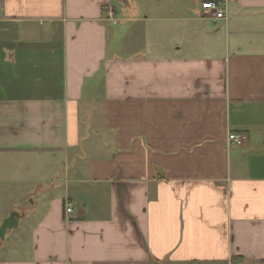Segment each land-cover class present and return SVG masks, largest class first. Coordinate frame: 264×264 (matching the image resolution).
Returning <instances> with one entry per match:
<instances>
[{"label":"crops","instance_id":"0c3cea01","mask_svg":"<svg viewBox=\"0 0 264 264\" xmlns=\"http://www.w3.org/2000/svg\"><path fill=\"white\" fill-rule=\"evenodd\" d=\"M2 185L0 264H264V0H0Z\"/></svg>","mask_w":264,"mask_h":264},{"label":"rangeland","instance_id":"374dc122","mask_svg":"<svg viewBox=\"0 0 264 264\" xmlns=\"http://www.w3.org/2000/svg\"><path fill=\"white\" fill-rule=\"evenodd\" d=\"M121 24L120 23L118 26H113L114 29H117V28H121ZM112 46L114 47L117 42L115 40L112 39ZM147 43H151V41H147V42H144L143 39H135L133 40L132 42H129L128 45H127V50H141V51H145L147 48H146V44ZM151 47H148V51ZM13 185H2V188L0 190V216H2L3 214H5L6 211H8V209L10 208L11 204L13 203V200H12V195L14 196V191H13ZM22 191V189H19L16 191V193L20 194V192ZM2 194V195H1ZM34 201H37L39 200V196H35V197H32ZM28 205H30V203H28ZM19 210V209H18ZM13 213V212H12ZM21 228V227H20ZM18 228H14L10 231L12 232H9L5 238H7L8 240L11 238V236H14V232L17 231ZM27 235H23V238L20 239V242L21 245H26L28 239H27ZM14 244V243H12Z\"/></svg>","mask_w":264,"mask_h":264},{"label":"built area","instance_id":"2783aa9c","mask_svg":"<svg viewBox=\"0 0 264 264\" xmlns=\"http://www.w3.org/2000/svg\"><path fill=\"white\" fill-rule=\"evenodd\" d=\"M202 9L205 14L213 16L215 19L223 20L226 19V7L224 3L207 1L202 3ZM246 141V135L231 133L228 136V142L237 146H242ZM74 206L72 203L67 202L65 204L66 214L73 213Z\"/></svg>","mask_w":264,"mask_h":264},{"label":"water","instance_id":"95a60500","mask_svg":"<svg viewBox=\"0 0 264 264\" xmlns=\"http://www.w3.org/2000/svg\"><path fill=\"white\" fill-rule=\"evenodd\" d=\"M20 215L17 212H13L10 214L8 218H6L0 226V240L5 238V235L8 231L16 228L19 224Z\"/></svg>","mask_w":264,"mask_h":264}]
</instances>
